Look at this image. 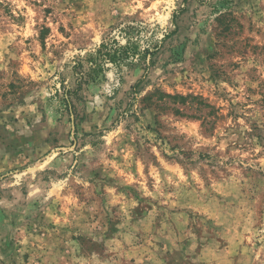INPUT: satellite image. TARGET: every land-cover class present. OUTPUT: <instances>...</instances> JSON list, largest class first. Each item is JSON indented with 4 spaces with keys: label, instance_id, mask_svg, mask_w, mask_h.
Returning <instances> with one entry per match:
<instances>
[{
    "label": "rangeland",
    "instance_id": "obj_1",
    "mask_svg": "<svg viewBox=\"0 0 264 264\" xmlns=\"http://www.w3.org/2000/svg\"><path fill=\"white\" fill-rule=\"evenodd\" d=\"M0 264H264V0H0Z\"/></svg>",
    "mask_w": 264,
    "mask_h": 264
},
{
    "label": "trees",
    "instance_id": "obj_2",
    "mask_svg": "<svg viewBox=\"0 0 264 264\" xmlns=\"http://www.w3.org/2000/svg\"><path fill=\"white\" fill-rule=\"evenodd\" d=\"M129 56L130 55L127 48L118 47L112 49L110 47V44L103 43L97 50V52H95L91 57L86 60L90 67L88 68L87 74L80 75V82H85L86 84L97 82L98 74L106 70V61L124 62L129 58Z\"/></svg>",
    "mask_w": 264,
    "mask_h": 264
}]
</instances>
